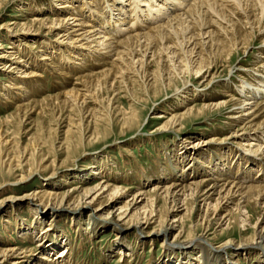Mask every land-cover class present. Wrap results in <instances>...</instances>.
Masks as SVG:
<instances>
[{
  "label": "bare ground",
  "instance_id": "obj_1",
  "mask_svg": "<svg viewBox=\"0 0 264 264\" xmlns=\"http://www.w3.org/2000/svg\"><path fill=\"white\" fill-rule=\"evenodd\" d=\"M65 1L57 0L55 9L49 6L45 12L38 11L39 6H35L36 11L21 7L16 15L24 18L21 22L0 26L8 30L0 34L6 41L0 40V76L8 83L2 86L6 88L5 93L0 90V99L10 105L28 99L32 94L26 95L28 89L38 88L31 83L42 77L39 70L53 71L66 80L71 78L68 71L90 59L102 70L77 68V86L70 84L73 88L67 90L63 84L55 97L28 105L20 103L2 121L6 126L0 133L3 182L20 171L15 184L26 183L36 173H44L58 153L67 154L85 142L96 144L115 120H119L120 133L130 131L138 123L137 112L115 108L113 98L103 97L105 90L113 94L116 86L124 85V97H134L127 84L140 76L145 82L141 91L153 103L168 91H189L192 81L207 89L220 78V68L231 71L237 57L248 56V51L257 46L256 61L251 69L240 70L239 66L236 70L250 76L239 79L237 97L227 84L221 88L220 100L196 106L192 103L205 100L204 95L188 92V97L179 98L177 108L152 118L158 121V132L174 134L181 132L190 118L198 120L212 110L226 112L227 139L183 138L177 154L167 158L168 168H163L166 178L153 182L145 176L147 182L136 188L127 189L104 177L101 167L91 172L88 180L102 176L92 186L81 179L70 182L66 189L43 187L24 194L23 200L53 208L44 207L42 211L43 215L50 214L49 219L37 217L31 227L19 232L20 245L0 240V264H72L73 247L62 235V226L60 233L51 236L55 220L64 216L89 237L108 226L123 237L129 231L145 235L150 244L162 237L163 257L154 264H240L241 253L264 264V0H107L105 7L95 2L96 10H90L91 2ZM5 4L0 0V12ZM39 36L56 38L58 44L53 46ZM34 49L35 53H42L40 49L45 53L35 54ZM66 53L71 58H66ZM65 59L69 62L67 72L61 67ZM151 63L156 67L150 73L147 67ZM10 91H17V98H9ZM133 103L146 107L149 102L138 97ZM51 110L60 112L54 114V125L42 121L41 125L38 118L31 120L35 111L43 115ZM12 127H17V132L11 131ZM20 135L27 138L24 146ZM48 145L49 150L43 152ZM118 150L123 155L130 153L125 145H119ZM233 156L237 159L234 166L225 168V161L219 158ZM132 157L130 154L129 159ZM63 166L61 162L55 170ZM10 200L17 199L9 195L0 203ZM32 207L38 209V205ZM251 209L258 210L254 223L249 222ZM250 229L252 233L246 237ZM173 232V241L166 243ZM124 242H117V257L126 256L128 245ZM138 242L139 246L144 243Z\"/></svg>",
  "mask_w": 264,
  "mask_h": 264
},
{
  "label": "rangeland",
  "instance_id": "obj_2",
  "mask_svg": "<svg viewBox=\"0 0 264 264\" xmlns=\"http://www.w3.org/2000/svg\"><path fill=\"white\" fill-rule=\"evenodd\" d=\"M56 1L57 0H4L6 4H5V8L0 12V26L5 25L6 23L9 22H17L18 20H20L18 22H21V19L23 20L24 18L16 17L17 14H20V12L18 11L21 7L27 10L31 9V11L33 10L36 11L37 9L35 8V6H39L38 11L45 12L48 11L49 6H51V9L52 8L55 9L54 3ZM106 1L107 0H95V1L82 0V3L91 2L92 5L89 6L90 10L93 9L96 10L97 6L95 5V2H98L99 4L98 3L97 4L99 6L105 7L107 5ZM65 2H71L76 4L79 1L66 0ZM86 5L88 6V4ZM13 27L14 25L10 26L11 29ZM1 29L2 28H0V34L2 35L7 34L8 31L7 28H5L4 30ZM9 34L11 35V32L10 33L8 32V35ZM41 38H43L41 39L42 41L46 40L47 43H51V45L53 46L55 44L56 45L58 44L57 43L58 39L56 38H51V37L48 39H45V37H41ZM5 42H6L5 40H1V43H5ZM26 42L30 43L29 41ZM256 48L257 46L250 49L248 51V56L243 55V57L242 56H240L239 58L237 57V59L233 63L234 64L233 67L235 69L233 68L231 70L232 72L228 69L223 70L222 68H220L218 70V74H220L219 75L220 78L205 90L200 88L196 81H192L190 84H188L189 86H191L189 91L184 92L183 88L180 90L179 93L177 92L174 93L175 91L174 92L168 91L167 93H163L159 95V98L156 102L151 103L152 101L151 98L149 99V97L145 96V93L141 91L142 89L141 85L144 86L145 84L144 79H141L140 76H136L137 78L133 79V82L135 81L134 82L135 85L133 82L132 83L128 82L127 84L129 85V89L133 91V93H135L134 97H132L131 95H128L127 96L128 98L124 97V93H123L124 85L116 86V88H114L115 91H113L115 93L113 94L112 92L110 93L107 92V90L103 91L102 95L103 97L105 96L104 98L107 97L111 99L113 98V103H114L113 105L115 108L117 106L120 110L123 111H128V112L132 110L136 111L139 116L138 123L133 128H131L130 131L124 130L122 133H120V127L117 123L119 120H115L113 127H110L104 133V135L100 136L102 138H100L96 144L88 145V143L85 142L83 144L78 145L75 150L68 152L67 154H64L63 152L58 153L54 163L50 165L44 173H40V174L36 173V175H33V177L24 184H15V181L18 179V176L21 174L20 171H17V173H15V175L13 176L11 175L5 177L6 182L0 180V182H2L0 183V187L2 186V184L6 183L5 186L0 188V201L9 195L17 199L13 201L10 200V202L0 203V240L5 241L6 243L12 246L20 245L18 244L20 243L19 232H24L25 228L28 226L31 227L32 226L31 224L35 221L37 217L46 216L43 215L42 212L44 210V207H46V209L53 208L45 204L42 205L40 204L41 202L38 201L23 200L22 196L24 194L32 193L35 190H39L40 188L43 187L48 189L51 188L56 189V187H59L61 189H66L67 185H72L70 184V182L74 184L81 179L88 181V184H86L87 186H92L95 184L94 182L99 181V179L102 176L100 177L95 176L96 180H93L95 177H93L91 180H88L89 178H91V172L94 169H101V167L104 169L103 171V175H105L104 177H108L112 181L118 182V185H121L127 189L136 188L141 183L147 182V180L145 179L146 177H149V179L152 180L153 182H156V180L158 179L161 181L166 178V176H164L166 172L165 170H163V168L165 167L168 168L167 158H172L174 157L175 154H177L178 152L177 150L183 138L188 136H193L194 137L193 140H196L200 137H203L206 138V140L214 139V141L216 142L224 138L227 139V137L229 136L228 133L229 131H227L228 124L226 120V116H227L226 112L219 113V111L212 110L210 112H206L205 117H201L198 120L190 118L186 121L183 130L179 133H174V134L158 132L157 131L159 126L158 121L153 120L152 118L153 115L155 114L164 113L166 111L169 112L177 108L180 105L179 98L182 99L183 96L189 95L188 92H191V94L193 92L196 93L198 92L200 95H204L203 98L205 100L203 101L198 100L192 103V105H196V106L203 104L204 101L215 102L217 100H220L222 97L219 95V93L221 94V92L223 91L222 90L223 87L227 84L232 86L231 87L233 92L232 94H235L237 97L238 95L236 94L235 86L240 84L239 79H242L243 77L245 79H248L250 76H245V74L236 72V70L239 68V66H241L240 70L242 69L248 70L252 68L251 66L256 61V56H257ZM40 50L45 53L43 49ZM33 51L35 53L37 52V49L32 50V52ZM25 53L27 54L28 52L26 51ZM42 53H35V54L41 55ZM46 53L48 52L46 51ZM66 55H68L66 58H71V56L68 53H66ZM90 60L86 64L85 63L79 64L80 66L77 65L74 67L75 69L73 70L71 69L72 71H68L69 72L68 75H70L71 78L66 80L64 79L63 76H58L57 73H54L53 71L43 70L42 72V70H39V74L42 75V77L39 78V80H34L32 81V83L30 81L28 83V86L31 83L32 87L38 86V88L28 89L26 95L28 96L30 93L32 94L28 96V99L26 100L22 99L23 102L20 103L24 105L26 104L28 105L29 102H30L29 104L40 102L44 99L59 95L61 93V92L59 93V90L63 87L69 90L73 88V86H77L76 76H78V74L80 73L77 68L80 67L82 68L84 66L85 68L83 69L84 71L87 70L86 72L88 71L95 72L102 70L101 65L100 66L93 65L96 64L95 61L93 59ZM68 63H69L68 60L65 59V61H63V65H61V67L64 69V72H67V70H69L68 68H66L67 66H69ZM86 67L88 68L86 69ZM155 67L156 65L155 64L153 65V63H151V65L147 67V69L150 70L147 71L151 73L155 69ZM138 82L140 83L138 84ZM4 84L6 86L8 83H6L5 77L0 76V87H1L0 90L5 93L6 87L4 88L2 87L4 86ZM70 84L73 86H71ZM132 84L133 87L130 86ZM61 85H63V87ZM136 86L138 88H136ZM179 86L180 84L178 85V87ZM130 87L133 88L134 90L131 89ZM60 91H62V89ZM181 92H183L182 95ZM16 93L17 91L15 92L10 91L8 93L9 98L14 99L13 97H16L14 96ZM138 97L146 99L149 102L148 104H146V107H144L142 104L135 105L133 103L134 98H138ZM5 103L6 102L4 100L0 99V133L2 134L6 129V126L2 121H5L11 115V113L15 112L14 110H16L17 108L16 106H19L20 104L17 103V105H12V104L10 105V103H6V104ZM46 106L47 105H44L43 107ZM36 111L34 115H32L31 120H35V119L37 120L38 118L40 122L38 120L37 121L41 125L42 123H44V125H48V124L54 125L55 124L54 116L55 115L57 116V114L60 113L57 111L53 112V110H51L49 111V113L46 112L47 115L46 114L37 115ZM29 127L30 126H27L26 129H28ZM11 129L17 132V127L15 128L12 127L10 128V130ZM9 137L11 136L9 135ZM19 138L21 142L20 144L24 146L27 138H25L23 135H20ZM15 139H17V137ZM119 145L127 146L128 147L127 151H129L130 153H126L127 155L121 154V152L118 150ZM49 147H50L49 145L43 147L44 149L42 151L46 152L47 150H49ZM218 148H220V146ZM215 149L216 148H212L211 151H218ZM130 154L133 157L129 159ZM219 159L225 161L223 162L226 164L225 168H232V166H234L233 165L234 160H237L236 157L234 156L230 158L220 157ZM231 159H233V161ZM61 162L64 163V166L62 168L55 170V166H59ZM253 175L254 173H252V176ZM253 177H255V175ZM64 183H66V185H64ZM61 185L63 188L60 187ZM133 190L135 189H131L130 192ZM32 204L34 206L38 205V209L35 210L32 209L33 208ZM30 205L32 208L30 207ZM248 211H249L248 215L251 218L249 222L254 223L255 219L257 218L258 210L251 209ZM85 213L86 212H82L83 215H85ZM49 215L50 214H48V216L46 217H43L45 221L47 220ZM75 219L76 218H73L74 222ZM84 220L85 218L82 219V223ZM55 222H56L55 224L56 227H54V230L51 231L52 234L51 236H53L55 233H60L59 228L62 226L61 229L64 231L62 235L65 236L64 238L68 240L67 244H70L74 250L71 251V255H70L72 259L71 260L72 264H154L156 262L157 263L160 262V258L163 257L162 255L164 252L161 246L163 238L160 236L159 238L156 239L155 242L150 244L149 239L144 238L145 235L136 236L134 231H129L128 233L125 234L126 235L125 238L122 236V234L121 235L118 234L119 232L112 230V228L108 226L107 229H103L102 231L97 232L93 236L90 235L91 237H89L86 233H84V231H79V228L73 225L74 224L73 221H71L70 218L67 216L60 218L59 220H55ZM152 227L153 226H151L148 229V233L152 231ZM251 233L252 230L250 229L246 237L250 236ZM173 235H175V232L169 235L166 243L173 241L172 238ZM237 240L238 239H236V241ZM118 241H126L124 243L128 245V249H127L128 251H124V253L126 254L125 257L124 256L117 257L118 255H116L117 250L115 249V247H117V245L119 244L117 243ZM136 241L144 242V243L142 246L141 245L139 246V244H137ZM57 250L58 249H56L54 252H57ZM241 254H242V256H240L241 259H239L240 264H258L257 262L258 260L256 257H252V255L245 253L244 254L241 253ZM173 261H177V257ZM5 264H8V262H5Z\"/></svg>",
  "mask_w": 264,
  "mask_h": 264
}]
</instances>
